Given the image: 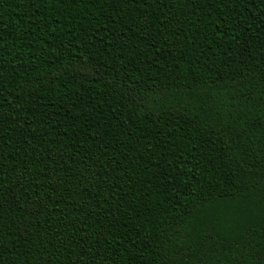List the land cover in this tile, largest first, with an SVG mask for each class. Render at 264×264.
I'll return each instance as SVG.
<instances>
[{
    "label": "trees",
    "instance_id": "16d2710c",
    "mask_svg": "<svg viewBox=\"0 0 264 264\" xmlns=\"http://www.w3.org/2000/svg\"><path fill=\"white\" fill-rule=\"evenodd\" d=\"M0 264H264V0H0Z\"/></svg>",
    "mask_w": 264,
    "mask_h": 264
}]
</instances>
